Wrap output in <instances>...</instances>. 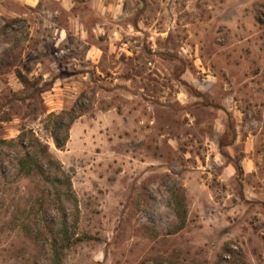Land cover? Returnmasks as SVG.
I'll return each mask as SVG.
<instances>
[{
	"label": "rangeland",
	"instance_id": "1",
	"mask_svg": "<svg viewBox=\"0 0 264 264\" xmlns=\"http://www.w3.org/2000/svg\"><path fill=\"white\" fill-rule=\"evenodd\" d=\"M0 264H264V0H0Z\"/></svg>",
	"mask_w": 264,
	"mask_h": 264
},
{
	"label": "trees",
	"instance_id": "2",
	"mask_svg": "<svg viewBox=\"0 0 264 264\" xmlns=\"http://www.w3.org/2000/svg\"><path fill=\"white\" fill-rule=\"evenodd\" d=\"M17 77L25 87L30 85V80L20 70H17ZM79 115L80 113L74 108L48 114L47 129L50 130L54 144L58 149H63L66 146L70 137V127ZM3 141V143H9L20 148L21 155L18 164L20 172L26 175L47 177V179L50 176L55 186L63 190L62 193L64 194H61L59 198L72 200L75 197L70 175L65 171L62 163L53 157L52 153L49 151V145L42 142L32 129L22 128L16 139ZM173 198L175 203L173 206L175 215L177 219L184 224L187 214L184 203L185 197L181 193L173 192ZM58 237H61L60 240L64 244L62 243L60 245L59 238H54L52 250L57 257L64 245L71 244V240L67 235L63 237L59 232Z\"/></svg>",
	"mask_w": 264,
	"mask_h": 264
}]
</instances>
